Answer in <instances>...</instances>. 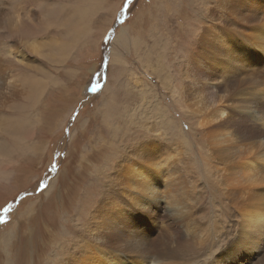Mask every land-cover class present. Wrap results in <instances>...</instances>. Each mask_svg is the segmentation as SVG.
<instances>
[{
  "label": "bare ground",
  "instance_id": "obj_1",
  "mask_svg": "<svg viewBox=\"0 0 264 264\" xmlns=\"http://www.w3.org/2000/svg\"><path fill=\"white\" fill-rule=\"evenodd\" d=\"M159 2L157 12H168L169 9H165L171 5L167 0ZM202 6L200 20L197 18L199 22H188L182 29L185 30L181 48L184 58L183 63L180 62L183 65L180 72L181 98L185 105L183 116L187 115L194 123L191 124L194 132L189 134L188 131V135L195 139L202 156L204 177L198 178L199 181L194 179L201 198H178L181 196H175L178 192L172 193L177 190L174 185L185 189L183 183L191 184L192 181L185 169L189 165L185 158L190 160L191 156L190 149L183 147L185 142H172V149L165 156L156 138L137 142L125 151H117L118 156L112 162L115 165L107 169L109 173H105L104 166H94L96 177H93L98 178L87 189L90 196L79 195L64 203L65 207L73 208L75 216L59 226L61 234L68 235L61 237L59 234V239H64V242L57 249H52L55 258L45 257L47 249L43 245L37 254L39 262L35 260L38 264H264V0H207ZM173 11L180 10L173 8ZM24 14L26 18L19 13L10 17L4 8H0V32L9 36L15 33L14 37L20 35L21 42L29 47V39L23 36V29L24 23L33 21L34 15L30 12ZM160 22L158 20L152 28V44L148 50L153 62L160 67L153 69L155 73L152 74L159 72V76L164 65L162 60L166 61L164 54L168 40L175 42L173 39L178 37L171 34L167 27L169 23L165 27V23L158 25ZM36 26L40 27L39 24ZM2 46L0 121L5 124L9 123L10 117L7 119L2 112L10 109L13 101L23 98L21 93L28 90V82L30 84L32 79L27 81L25 72L22 78L12 73L5 63L10 62L13 56L19 61L16 55L18 48L12 50L10 45ZM169 47L174 46L169 45L167 50ZM30 48L36 49L34 42ZM110 83L111 79L107 81L105 90ZM174 98L178 101L177 95ZM167 113L163 114L167 116ZM155 114L159 113L156 111ZM171 121L175 122L173 116ZM10 130L17 134L18 127ZM154 131L158 128L155 127ZM164 136L161 132L156 137ZM104 140L100 141L102 145H105ZM3 150L1 158L11 154L8 147ZM91 155L95 154L91 153L89 157ZM162 175L168 177L166 183L162 182ZM54 183L55 180H51L44 192L51 191ZM36 184L38 186L39 182ZM91 188L96 190L95 196H91ZM73 200H76L75 209ZM48 206H51L48 201L42 204L44 210L50 209ZM44 227L46 231L49 229L47 224ZM52 236L58 237L56 233Z\"/></svg>",
  "mask_w": 264,
  "mask_h": 264
},
{
  "label": "rangeland",
  "instance_id": "obj_2",
  "mask_svg": "<svg viewBox=\"0 0 264 264\" xmlns=\"http://www.w3.org/2000/svg\"><path fill=\"white\" fill-rule=\"evenodd\" d=\"M206 1L167 0L171 6L165 10L169 11L157 12L159 0H0V8H4L10 17L19 13L26 18L24 13L27 12L34 15L30 17L34 22H25L23 29V36L29 39V47L21 42L20 35H17V39L13 35L15 33L7 36L5 32H0V46L10 45L12 50L18 48L16 55L19 61L13 56L5 65L21 78L28 74L25 76L28 77L27 81L32 79V83L28 82V90L21 93L23 98L15 103L13 101L14 105L2 112L7 119L10 117L9 123H5V130V124L0 121V153L7 147L11 152L8 157H2L3 160L0 157V217L3 215L0 219V264H36L39 262L37 254L44 246L47 249L45 257L55 258L53 250L64 242L59 237L68 235L61 234L59 226L75 216L73 208L65 207L64 203L87 194V189L93 186L91 182L98 178L94 179V166H104L105 173H109L107 169L115 165L112 162L118 156L117 151H125V148L127 150L137 142L152 137L160 144L164 156L172 149V142L186 143L183 147L188 151L190 149L192 159L185 156L189 164L185 169L193 182L183 183L187 192L186 188L174 185L173 188L177 190L172 193H180L175 195H181L178 198H201L194 179L204 177L202 156L195 139L188 135V131L189 134L194 132L191 128H194L191 126L193 121L187 115L183 116L185 105L180 87L183 65L180 62L183 63L184 58L181 48L185 30L182 29L188 22H199V10ZM173 8L180 11L175 13ZM39 20L41 23H35ZM158 20L161 21L158 25L165 23V27L169 23L167 27L173 37L178 36L173 39L175 42L168 40L167 45L174 47L167 50L166 46V61L162 60L165 67L163 65L160 71L163 76L161 73L159 76V72L152 74L153 69L160 67L148 54L149 45L152 44V28ZM33 42L38 50L30 48ZM109 79L111 83L105 90ZM170 89L174 93L169 94ZM176 95L178 101L174 98ZM164 110L169 113L167 116ZM156 111L159 114L156 115ZM172 116L175 122L171 121ZM169 124L172 127L176 125L177 129L167 127ZM13 127H18L17 134L14 130L11 132ZM155 127L159 132L154 131ZM161 132L165 136L157 138ZM174 135L179 139L176 140ZM103 139L105 145L100 142ZM96 146L97 149L94 148ZM91 153L95 155L89 157ZM51 180H55L56 184L46 193L44 191ZM162 180L165 182L168 177L163 176ZM95 191L90 189L91 196H95ZM46 201L51 205L48 210L42 207ZM75 201L72 204L74 209ZM46 224L49 226L48 233L44 227ZM53 233L58 237L52 236Z\"/></svg>",
  "mask_w": 264,
  "mask_h": 264
}]
</instances>
